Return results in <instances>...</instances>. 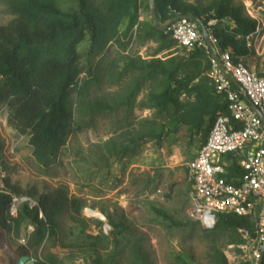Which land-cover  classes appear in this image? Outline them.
Segmentation results:
<instances>
[{"label":"rangeland","instance_id":"rangeland-1","mask_svg":"<svg viewBox=\"0 0 264 264\" xmlns=\"http://www.w3.org/2000/svg\"><path fill=\"white\" fill-rule=\"evenodd\" d=\"M57 1L64 10L80 8L78 0ZM87 1L105 11L102 0ZM177 1L205 13L204 19L214 16L218 5L232 6L245 17L249 7L264 24V0ZM11 3L0 0V28L16 17ZM139 5V24L127 36L125 21L120 36L102 42L99 52L91 54V35L79 46L80 74L70 92L74 133L54 166L45 169L36 162L30 136L20 135L8 125L9 106L0 102V163L7 175V187L24 194L34 187L45 191L62 186L86 204L77 222L70 211H63L58 216L57 235L47 237L38 247H33L34 227L23 226L17 234L0 226V264H8V257L17 261L24 251L38 258L53 255L58 264H89L92 258H100L103 264H178L182 256L189 257L192 264H212V246L220 248L230 264H243L240 253L229 245L227 233L205 229L189 216L193 188L189 166L199 151L200 135L182 126L161 140L138 139L152 123H167L174 111L160 116L143 105L148 93L169 86L166 78L147 81L139 95L131 97L139 72L127 64L180 55L187 62L179 76L193 70L192 52L175 42L173 49L157 55L159 45L145 40L146 31L156 25L151 0H139ZM208 23L215 28L232 26L215 19ZM251 45L254 53L243 62L253 61L252 69L263 71V31L260 37L254 36ZM84 88L88 101L101 100L118 107L96 114L80 112ZM180 99L187 101L185 95ZM125 146L130 151L125 152ZM155 209L166 211L180 225L164 220ZM106 213L124 229L116 230Z\"/></svg>","mask_w":264,"mask_h":264},{"label":"trees","instance_id":"trees-1","mask_svg":"<svg viewBox=\"0 0 264 264\" xmlns=\"http://www.w3.org/2000/svg\"><path fill=\"white\" fill-rule=\"evenodd\" d=\"M78 1L79 9L64 10L57 0H12L11 9L16 17L9 25L0 28V102L9 106L8 125L18 134L30 136L33 156L45 169L57 163L74 133L75 110L70 102V92L80 74L79 46L91 35V54H95L102 49V42H110L120 36V27L125 21V36L139 24V0H102L105 11L95 9L87 0ZM155 3L162 24L175 18V13L195 16L207 28L212 19L230 22L233 27L213 28L221 50H230L236 62H243L253 55L247 37L256 31L257 21L243 16L240 10L218 5L215 15L204 19L205 13L188 5L182 6L177 0H155ZM207 12L211 13L210 10ZM146 32L145 40H153L159 45L157 55L174 48L175 41L166 35L165 29L155 25ZM191 60L193 70L183 77L179 74L187 60L180 55L166 59L155 56L127 64L128 68L139 72L131 97L136 98L147 81L166 78L169 86L163 91L148 93L143 105L160 116L174 111L167 123H152L151 128L141 133L138 139L161 140L185 126L200 135V150L209 138L216 117L219 114L229 115L227 97L216 92L209 77L212 64L205 52L195 49ZM254 63L247 61L244 64L253 70ZM234 87L237 88V85L234 84ZM86 88L81 91L80 112L96 114L118 107L119 104L112 105L101 100L88 101ZM182 95L187 101H181ZM123 150L130 151V147L125 146ZM229 170L231 177L243 175L237 163L231 164ZM14 197H29L38 205L31 208L23 202L17 217H12L9 211ZM85 207L81 198L71 196L68 189L62 186L45 191L34 187L24 194H20L17 188L7 187L6 193L0 194V226L8 233L17 234L23 226L34 227L33 247H38L47 237L57 235L58 216L63 211H70L72 219L77 222ZM155 211L171 224L180 225L166 211ZM105 215L116 230L124 229L122 223L117 225L113 222L109 213ZM253 228L254 222L250 218L222 214L211 231L227 233L229 245L238 247L244 243L240 231ZM211 250L212 264H230L220 248L212 246ZM23 255L29 253L24 251ZM32 259L34 264H58L53 255ZM190 260L184 256L177 259L178 264H192ZM89 264L103 262L100 258H92Z\"/></svg>","mask_w":264,"mask_h":264},{"label":"built area","instance_id":"built-area-1","mask_svg":"<svg viewBox=\"0 0 264 264\" xmlns=\"http://www.w3.org/2000/svg\"><path fill=\"white\" fill-rule=\"evenodd\" d=\"M247 13L257 21L256 31L247 37L252 48L251 40L260 37L264 24L249 7ZM213 28L195 19H181L165 29L181 48L205 52L212 64L209 77L215 90L228 100L229 115L216 117L208 140L189 166L193 187L189 216L208 230L214 229L222 214L252 219L253 230H241L244 243L233 248L243 264H260L264 250V72L234 61L230 50L222 51ZM233 163L243 170L241 177H231ZM6 191L7 175L0 163V194ZM23 202L31 208L38 205L29 197H14L9 211L12 217H17Z\"/></svg>","mask_w":264,"mask_h":264},{"label":"water","instance_id":"water-1","mask_svg":"<svg viewBox=\"0 0 264 264\" xmlns=\"http://www.w3.org/2000/svg\"><path fill=\"white\" fill-rule=\"evenodd\" d=\"M151 4H152V14L154 17L155 24L162 29H167L174 21L181 20V19H195L197 21H200L195 16H180V17H175L173 20H171L167 24H162L160 19H159L158 13H157L155 0H151ZM206 38L208 39L207 34H206ZM218 61H219L220 67L222 68V64L220 62L219 57H218ZM230 79H232L234 82H236L233 78L230 77ZM263 260H264V250L262 253V260H261L260 264H263ZM32 261L33 260H32V257L30 255H23L18 259L16 264H33Z\"/></svg>","mask_w":264,"mask_h":264},{"label":"flooded vegetation","instance_id":"flooded-vegetation-1","mask_svg":"<svg viewBox=\"0 0 264 264\" xmlns=\"http://www.w3.org/2000/svg\"><path fill=\"white\" fill-rule=\"evenodd\" d=\"M8 264H14L12 257H8Z\"/></svg>","mask_w":264,"mask_h":264}]
</instances>
